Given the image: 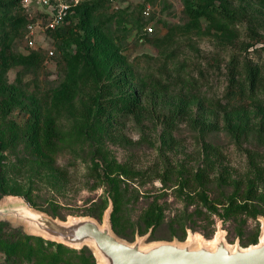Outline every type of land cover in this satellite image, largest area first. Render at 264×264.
Here are the masks:
<instances>
[{"label": "rangeland", "instance_id": "rangeland-1", "mask_svg": "<svg viewBox=\"0 0 264 264\" xmlns=\"http://www.w3.org/2000/svg\"><path fill=\"white\" fill-rule=\"evenodd\" d=\"M3 1L0 42L6 34L12 42L7 63L0 60L1 204L23 199L60 219L93 211L101 221L116 202V235L130 242L142 237L143 244L196 246L189 234L204 243L219 232L232 246L258 241L263 215L232 213L228 199L242 203L248 191L264 212L263 2L192 0L213 17L188 30L183 0H100L74 27L80 33L62 42L57 30L45 29L48 13L38 0H21L6 13ZM19 16L26 18L21 24ZM29 22L40 26L34 47L25 42ZM30 52L39 54L31 63L17 58ZM70 52L81 55L73 81ZM239 60L259 68L262 83L253 94L245 89L229 98V69ZM64 90L69 95L58 99ZM130 94L139 110L129 109ZM113 97L122 112L94 115L95 99ZM46 120L55 130V151L41 156L27 132L35 124L42 137ZM120 170L121 181L110 184L105 175ZM150 207L160 212L153 225L145 222ZM3 221L5 236L30 248L0 250V264H54L55 253L58 264H98L89 247L92 255L36 235L18 220Z\"/></svg>", "mask_w": 264, "mask_h": 264}, {"label": "water", "instance_id": "water-1", "mask_svg": "<svg viewBox=\"0 0 264 264\" xmlns=\"http://www.w3.org/2000/svg\"><path fill=\"white\" fill-rule=\"evenodd\" d=\"M110 212L111 207L101 221L89 215L60 219L33 208L23 199L0 203V219L18 220L32 233L73 248L87 246L105 264H264V238L248 246L229 245L222 232L215 235L213 247L173 240L143 244L142 237L130 242L113 232Z\"/></svg>", "mask_w": 264, "mask_h": 264}, {"label": "trees", "instance_id": "trees-1", "mask_svg": "<svg viewBox=\"0 0 264 264\" xmlns=\"http://www.w3.org/2000/svg\"><path fill=\"white\" fill-rule=\"evenodd\" d=\"M20 1L21 0L3 1L1 6L5 8L4 13H6V9L18 5ZM258 1L264 3V0H258ZM183 2H184L185 12L188 16L187 23L185 24L186 29L190 30L193 28H198L202 18L212 21L213 15H211V13L208 11L206 6L204 7L202 4L194 3L192 0H183ZM99 4H100V0H84L80 2L77 6H75L74 12L66 17L62 25L54 29V30H57L56 35L58 36V38H60L62 42H65L67 41L66 38H72L73 35H77V33H80V29L73 30L74 27L76 28L80 27L81 24L83 23L82 21L84 20L83 18L84 13L86 11H92L96 9ZM221 16L225 19H230L231 21L234 20V15L229 12H224ZM74 17L77 19L76 22L73 21ZM25 19H26L25 17L19 16L15 18V22L17 24H21L25 21ZM11 42H12V37L9 36L8 34H6L0 42L1 63H7V60L9 57L8 52L10 50ZM38 56L39 54L37 52H30L27 55L18 54L17 58L22 60L24 63H31L32 61L36 60ZM65 60L69 68V79L70 81H73L74 80L73 76L80 63L81 55L78 52H74V53L70 52L65 57ZM230 67L231 68L229 69L228 86H227V91H226L227 97L231 98L234 96L236 97L237 95H242L244 94L245 89H247L248 92L250 91V94H253L256 90L260 89V85L262 82H261V71L259 68L254 67L248 61L243 62L240 60L239 62L238 61L233 62ZM61 94L68 96L69 91L64 90L61 93L57 92L58 99L61 98L60 96ZM134 97L135 95L131 96L130 94V98L128 100L129 109L132 111H136L137 109L138 110L140 109L138 107L139 103L137 99ZM117 101L118 99L114 97L110 99H105V98L95 99L94 102L96 104L94 108V115H97L100 117L104 116V118H107L111 114L115 116L119 112H122L123 110L116 106ZM42 128H43V135L42 137H40L39 127H36L35 124H33L32 128H30V130L27 132V141L29 143L30 148L33 151H36L41 156H46L47 154H51L55 151V144H54L55 130L52 124V120H46ZM122 172L123 171L120 170V171H114L111 173H107L105 175V178L112 185L118 184V182L121 181V179L119 178V175L122 174ZM249 189L252 191L253 189H255V186L251 185ZM249 197H251V194L248 191L241 198L243 200L242 203H237L238 202L237 198L230 197L228 199L229 211L232 213H243L244 211H248V214H250L253 218L257 217L258 214H262L263 215L262 217L264 218V212H259V209L255 207L256 206L255 204H252L251 198ZM210 207H213V206L210 205ZM117 209H118V205L116 204V202H114L113 206H111L110 219H111L112 230L115 234H118V230H117L116 221L112 213L115 212ZM94 213L92 211L89 214L93 216ZM52 215L56 216V214H52ZM159 216H160L159 210H157L156 207L155 208L150 207L147 210V214L145 215V219H146L145 222L148 225L156 224V222L159 219ZM3 220L4 219H0V250L5 254H12L21 245H25L26 247L30 248L28 245L25 244V242L23 243V242H19L18 240H9L5 236L4 226H5V223L7 222ZM46 242L53 243L52 241H49V240H46ZM57 245L58 247H64L61 243ZM86 247L87 246H83L79 249L88 251V253L92 255L91 252ZM60 260H62V258L59 257L58 253H55L52 256L51 262L54 264H58ZM67 264H70V263H67Z\"/></svg>", "mask_w": 264, "mask_h": 264}, {"label": "built area", "instance_id": "built-area-1", "mask_svg": "<svg viewBox=\"0 0 264 264\" xmlns=\"http://www.w3.org/2000/svg\"><path fill=\"white\" fill-rule=\"evenodd\" d=\"M39 4L45 8L48 13L46 16V22L44 24L45 29L54 30L63 24L66 17L74 12V7L84 0H38ZM143 13L149 15V6H147ZM27 30L25 34V42L29 47L35 46V31L39 28V23L34 24L32 22L27 23ZM145 30L150 33L152 31L151 26H146ZM52 53V52H51Z\"/></svg>", "mask_w": 264, "mask_h": 264}, {"label": "bare ground", "instance_id": "bare-ground-1", "mask_svg": "<svg viewBox=\"0 0 264 264\" xmlns=\"http://www.w3.org/2000/svg\"><path fill=\"white\" fill-rule=\"evenodd\" d=\"M215 237L216 236H214V238L211 239L210 241H208V242L205 241L203 243V239L199 235H197V234H195V235L194 234L193 235L189 234L187 241H189L190 239H193L196 242L197 245H198V243L202 242L203 244H205L207 246L213 247V243L215 242ZM263 238H264V226L262 227V231H261V234L259 236V240L261 241V240H263ZM92 250L94 252V249H92ZM96 259H97V263L98 264H105L103 261H101V259L98 257V255H96Z\"/></svg>", "mask_w": 264, "mask_h": 264}]
</instances>
